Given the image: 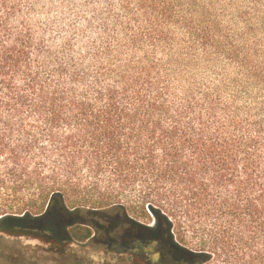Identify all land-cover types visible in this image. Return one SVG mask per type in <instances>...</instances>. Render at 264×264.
<instances>
[{
	"label": "trees",
	"instance_id": "16d2710c",
	"mask_svg": "<svg viewBox=\"0 0 264 264\" xmlns=\"http://www.w3.org/2000/svg\"><path fill=\"white\" fill-rule=\"evenodd\" d=\"M201 6L0 0V264H79L105 211L150 263L264 264V58Z\"/></svg>",
	"mask_w": 264,
	"mask_h": 264
},
{
	"label": "rangeland",
	"instance_id": "374dc122",
	"mask_svg": "<svg viewBox=\"0 0 264 264\" xmlns=\"http://www.w3.org/2000/svg\"><path fill=\"white\" fill-rule=\"evenodd\" d=\"M196 1L202 5L201 7H205V10H202L200 14L210 20L206 23H214L217 36L213 34L211 36L217 42L220 41L226 45L234 44L238 54L264 58V0ZM190 13L195 15L202 24L205 23L203 17L199 16L197 9H191ZM54 16H56V12H54ZM195 22L199 23L198 21ZM83 220H88L97 227L93 239L87 244L75 245L70 253H64L62 249L58 250L56 253L58 257L56 258H60L62 261L65 255L67 261L79 262V264H151L146 260V255L145 257L133 253L127 245L129 240L133 238L142 239L145 234L141 228L130 222L123 214L117 211H105L96 215L84 213L75 219H70L69 222ZM16 240L18 241H7L12 244L13 248L25 250L30 257H34L32 254L37 251L34 246L36 247L38 240H29L27 237ZM19 241L26 248L21 246ZM46 250L52 251L54 249L48 247ZM41 253L45 255L46 252L44 250V252H39V254ZM179 253L183 257L182 252L179 251ZM48 254L53 255L49 252ZM45 264L54 263L48 260Z\"/></svg>",
	"mask_w": 264,
	"mask_h": 264
},
{
	"label": "flooded vegetation",
	"instance_id": "af4514ba",
	"mask_svg": "<svg viewBox=\"0 0 264 264\" xmlns=\"http://www.w3.org/2000/svg\"><path fill=\"white\" fill-rule=\"evenodd\" d=\"M131 250L133 253H137V254L143 255V256L146 255L147 257L146 256L145 257L148 259H156V260L158 259V255L156 253L157 250L153 247L145 248L144 250L141 251L137 245L135 248H133ZM151 264H156V262L153 261Z\"/></svg>",
	"mask_w": 264,
	"mask_h": 264
}]
</instances>
